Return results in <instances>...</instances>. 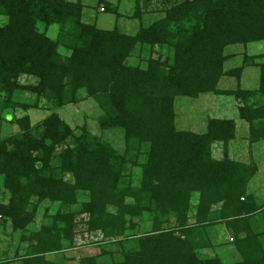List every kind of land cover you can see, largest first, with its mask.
Here are the masks:
<instances>
[{
	"label": "trees",
	"instance_id": "1",
	"mask_svg": "<svg viewBox=\"0 0 264 264\" xmlns=\"http://www.w3.org/2000/svg\"><path fill=\"white\" fill-rule=\"evenodd\" d=\"M155 1L136 0L131 16L99 2L139 21L129 34L84 21L82 0H0V115L18 127L2 136L0 124V228L19 238L0 264H264V203L249 192L259 166L231 157L237 121L207 117L195 132L176 112L178 98L233 97L248 147L264 143V54L225 69L227 47L264 42V0ZM247 67L259 68L257 89L219 88ZM87 99L123 152L58 114ZM32 109L51 114L33 125ZM218 225L230 244L215 243Z\"/></svg>",
	"mask_w": 264,
	"mask_h": 264
},
{
	"label": "rangeland",
	"instance_id": "2",
	"mask_svg": "<svg viewBox=\"0 0 264 264\" xmlns=\"http://www.w3.org/2000/svg\"><path fill=\"white\" fill-rule=\"evenodd\" d=\"M70 1V0H69ZM77 1V0H71ZM101 0H82V3L85 5L84 10V20L88 23H96L99 28L102 29H113L115 26L123 27L125 31L129 34H134L139 28V21L133 20L127 17L117 18L114 14L111 13H101L99 8V2ZM104 3H113L118 4L119 0H103ZM171 4L179 0H167ZM166 1V2H167ZM135 2L136 0H121L120 10L123 15L131 16L135 11ZM162 7L161 1L156 0L150 8L157 9ZM150 8L145 9L146 11L151 10ZM92 16V18H90ZM97 17V19H95ZM153 16H145V23H150L151 21L156 20ZM158 18V17H157ZM6 22V17L0 16V25ZM57 26H53L50 30V36L56 34ZM226 55H234L230 60L225 64V69L230 70L233 68L241 67L244 65V56H258L264 54V42H254L247 45L238 44L232 45L226 48ZM147 56L145 52H138L134 57L131 58V62L134 64H142L141 59ZM264 62V58L261 59ZM260 72L257 67H247L245 68L241 82L239 83L235 77H224L220 83L219 88L221 89H237L240 85L242 89H257L259 85ZM22 84H33L37 80L33 77L22 76ZM22 97L31 99L33 96L29 93H25ZM201 98V97H200ZM176 112H177V122L180 129L183 130H192L195 132H201L205 130L207 117H224L232 118L240 122L238 115V101L233 97L226 96H216L213 94L203 95L201 99H192L188 97H182L177 99ZM5 111L0 115V124H1V135L8 136L15 133L18 129L17 125L4 122V117L7 115ZM51 114L50 111L32 109L29 111V115L32 119V124L36 125L41 120L46 118ZM60 117L67 122L76 132H79L81 128H87L94 135H102V137L111 143L119 152H123L124 148L121 143L115 140L114 137H111L110 134L102 132L99 128L98 119L101 116V110L99 109L97 103L93 99H87L79 102L75 105L67 106L58 111ZM23 113L17 114V116H22ZM13 116V115H12ZM16 118V116H15ZM14 118V119H15ZM243 124V123H242ZM245 124V123H244ZM248 125V124H247ZM245 125L243 128H240L237 131V139L234 143L231 144V157L240 161L250 162L252 160L259 166V172L254 180L249 185V192L258 196V201L264 203V143H259L253 145L252 148L248 147V126ZM213 151L215 154H221L222 145L213 146ZM0 191H3L2 182L0 180ZM2 193H0V199L2 200ZM45 206V205H44ZM43 206V207H44ZM47 206V205H46ZM193 211L195 206L192 207ZM215 232L212 233L215 243L227 242L231 243L229 234L226 233V228L224 225H218L215 227ZM4 230L0 228V252L3 250H9L10 254L5 258L12 259L13 251L15 249V244L19 242L18 236L11 237V228L7 229L6 232L10 234L3 233ZM87 251V250H84ZM219 251L224 254L226 257L225 260H228L231 256L236 259V253L234 248L231 245H223L219 248ZM71 253L70 255H72ZM77 256H80L82 253L76 251ZM105 263L107 259L104 260Z\"/></svg>",
	"mask_w": 264,
	"mask_h": 264
},
{
	"label": "crops",
	"instance_id": "3",
	"mask_svg": "<svg viewBox=\"0 0 264 264\" xmlns=\"http://www.w3.org/2000/svg\"><path fill=\"white\" fill-rule=\"evenodd\" d=\"M68 1H69V0H68ZM70 1H71V0H70ZM118 2H119L118 4H119V9H120V2H121V0L118 1ZM84 10H85V8H84ZM101 13H104V12H101ZM90 18H92V16H90ZM95 19H97V17H95ZM84 21H85V20H84ZM201 98H202V97H201ZM201 98H200V99H201ZM218 118H221V117H218ZM222 118H224V117H222ZM236 121H237V120H236ZM242 123H243V124H242ZM244 123H245V122H242V121H241V124H240V122L237 121L238 129L240 128V126L243 128L245 125H247V123H245V124H244ZM247 126H248V125H247ZM9 227H10V226H7L3 233H5V231H7V229H9ZM8 233L10 234V232H6L5 235L8 234ZM5 251H7V250L5 249V250H3V251H1V252L4 253ZM11 264H18V263H16V262L13 263V262H12Z\"/></svg>",
	"mask_w": 264,
	"mask_h": 264
},
{
	"label": "built area",
	"instance_id": "4",
	"mask_svg": "<svg viewBox=\"0 0 264 264\" xmlns=\"http://www.w3.org/2000/svg\"><path fill=\"white\" fill-rule=\"evenodd\" d=\"M101 11H103V8H101Z\"/></svg>",
	"mask_w": 264,
	"mask_h": 264
}]
</instances>
